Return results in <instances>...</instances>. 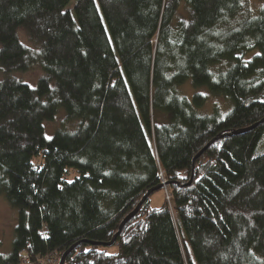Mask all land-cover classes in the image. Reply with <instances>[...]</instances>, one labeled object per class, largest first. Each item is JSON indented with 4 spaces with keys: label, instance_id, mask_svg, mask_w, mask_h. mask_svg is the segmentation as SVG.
Returning <instances> with one entry per match:
<instances>
[{
    "label": "trees",
    "instance_id": "obj_1",
    "mask_svg": "<svg viewBox=\"0 0 264 264\" xmlns=\"http://www.w3.org/2000/svg\"><path fill=\"white\" fill-rule=\"evenodd\" d=\"M69 2L0 0V192L18 213L0 264L73 244L63 264H264V122L228 134L264 117V0L255 15L242 0ZM36 64L35 85L16 76ZM188 78L234 107L201 114ZM61 107L76 126L47 137ZM162 178L171 199L151 193L114 238Z\"/></svg>",
    "mask_w": 264,
    "mask_h": 264
},
{
    "label": "rangeland",
    "instance_id": "obj_2",
    "mask_svg": "<svg viewBox=\"0 0 264 264\" xmlns=\"http://www.w3.org/2000/svg\"><path fill=\"white\" fill-rule=\"evenodd\" d=\"M76 0H70V2L66 5L67 8L71 9L73 3ZM244 12L248 11L251 14H256L260 10L261 5L263 4V0H242ZM178 15L189 18L190 11L188 10L185 4H182L179 7ZM18 37L19 39L25 43L29 48L36 49V45L27 35V32L23 30L22 27L18 28ZM258 48L252 51H246L244 54V59H250L253 55L257 54ZM228 62L224 61L212 67L213 73L217 72L218 68H224ZM42 74L41 68L39 64L34 65L31 70L26 72L16 73V76L21 80L27 82L28 84L35 85L36 80ZM180 94L186 96L189 100H192V96L194 93L198 92L206 97L205 103L198 107V111L201 114H212L218 113L219 116L224 117L234 106L233 100L229 96H224L221 94L213 93L209 86L197 85L195 86L192 82L191 78H188L179 86ZM76 122L73 120H69L64 113V108L61 107L55 114V118L53 120L44 121L45 126V135L47 137H51L56 128L65 126L68 128H74ZM34 161L36 157L33 158ZM166 180V179H165ZM151 207L159 206L163 203V201L167 198L171 199L169 186L166 185L162 188L156 189L151 195ZM18 219L17 208L13 207L11 203H9L5 192H0V253L3 255H7L12 250V242L14 240V232L16 227V222ZM50 255H53L59 264L61 260V255H59L56 251L52 252ZM23 263L22 264H54L52 261H48L45 259H35L30 260L27 263V259H29L26 252H22Z\"/></svg>",
    "mask_w": 264,
    "mask_h": 264
},
{
    "label": "water",
    "instance_id": "obj_3",
    "mask_svg": "<svg viewBox=\"0 0 264 264\" xmlns=\"http://www.w3.org/2000/svg\"><path fill=\"white\" fill-rule=\"evenodd\" d=\"M264 122V117L262 119H260V121H258L257 123L253 124V125H250L249 128H244V129H241L239 131H235V132H232V133H228V134H235V133H239V132H244V131H247L249 130L250 128H253L254 126L260 124ZM219 136L221 135H217V137H214L210 142L214 141L215 139H217ZM207 143L206 146H204L202 149L199 150V152L197 153V155L194 157L193 159V164L195 163L194 160L199 156L201 155L202 153L205 152V150L207 149V146L210 144ZM165 185H163V183H159L157 185H155V187H152L150 189H148L144 195L142 196L141 200L138 202V204L134 207V210L131 211L130 213H128L125 217H124V220L121 222L119 228H118V232L114 235V238L115 236L121 231V228L123 227L124 223H126L131 217H133L135 215V213L140 209L139 207L141 206V204L145 201V199L147 198V196H149L151 193H153L156 189H159V188H162L164 187ZM114 241L113 239L111 241H108V242H98V241H93L92 243H97V244H112ZM75 246V244L71 245L70 248H68L67 250H65L62 254H61V260L59 262V264H63L64 263V260L66 258V256L68 255V253L72 250V248Z\"/></svg>",
    "mask_w": 264,
    "mask_h": 264
},
{
    "label": "built area",
    "instance_id": "obj_4",
    "mask_svg": "<svg viewBox=\"0 0 264 264\" xmlns=\"http://www.w3.org/2000/svg\"><path fill=\"white\" fill-rule=\"evenodd\" d=\"M162 183L163 185H166V180L165 178H162ZM54 252V251H53ZM52 252L48 253V254H45V255H39V257H37V259H45L47 258L46 260L48 261H52L54 264L58 263L57 260L55 259V257L53 255H50ZM22 256V255H21ZM29 259H27V263L30 262L31 258L30 256L28 257ZM23 263V257H22V260L19 264H22Z\"/></svg>",
    "mask_w": 264,
    "mask_h": 264
}]
</instances>
